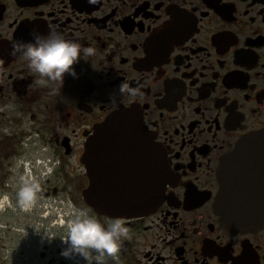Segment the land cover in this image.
<instances>
[{"label":"flooded vegetation","instance_id":"1","mask_svg":"<svg viewBox=\"0 0 264 264\" xmlns=\"http://www.w3.org/2000/svg\"><path fill=\"white\" fill-rule=\"evenodd\" d=\"M34 33L95 52L81 54L63 86L40 84L13 55ZM124 110L162 150L171 183L153 213L126 220L122 264H264V226L230 230L215 208L221 167L264 133V0H0V264H78L60 255L66 210L112 219L83 199L94 178L83 157ZM105 146L117 168L100 178H156L134 144ZM246 157L248 178L264 173V151ZM21 173L40 183L29 208L16 202ZM244 186L238 197L257 194ZM142 189L150 193V180ZM43 228L57 238L35 232Z\"/></svg>","mask_w":264,"mask_h":264},{"label":"water","instance_id":"2","mask_svg":"<svg viewBox=\"0 0 264 264\" xmlns=\"http://www.w3.org/2000/svg\"><path fill=\"white\" fill-rule=\"evenodd\" d=\"M132 143L131 149L146 159L154 169L156 178H122V176L100 178L102 169L116 165L117 157L105 155L106 143ZM254 150L264 151V133L251 136L241 145L238 153L223 164L220 169V194L216 198V211L226 226L233 231H248L264 226V173L251 175L246 155ZM145 155V156H144ZM83 163L91 168L94 178L90 187L83 192L84 201L95 213L109 218L123 217L131 220L155 211L164 198V190L171 178H165L168 168L164 154L153 139L144 131L138 115L124 110L110 116L97 130L96 139L86 146ZM245 178H239L243 176ZM150 180L151 190L142 187ZM245 183L252 185L249 193L257 194L238 197L245 193Z\"/></svg>","mask_w":264,"mask_h":264},{"label":"clouds","instance_id":"3","mask_svg":"<svg viewBox=\"0 0 264 264\" xmlns=\"http://www.w3.org/2000/svg\"><path fill=\"white\" fill-rule=\"evenodd\" d=\"M94 52L91 46H83L59 33H34L31 40L13 43V55L19 53L26 58L29 69L42 78L38 81L40 84H45L43 78H47L63 86L66 73L74 77L78 75L73 65L80 61L81 54L91 56ZM14 187L16 202L21 208H29L36 203L40 193L38 179L21 173ZM66 215L64 235L60 238L65 245L61 256L76 259L78 264L81 261L82 264H122L120 253L130 232L123 217H114L104 224L88 208L75 205L68 206ZM35 232L42 233L49 242L57 238L48 228Z\"/></svg>","mask_w":264,"mask_h":264}]
</instances>
